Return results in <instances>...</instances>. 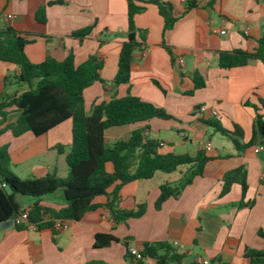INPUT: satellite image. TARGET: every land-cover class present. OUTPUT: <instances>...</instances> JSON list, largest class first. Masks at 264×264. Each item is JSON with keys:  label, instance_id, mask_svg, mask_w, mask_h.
I'll list each match as a JSON object with an SVG mask.
<instances>
[{"label": "crops", "instance_id": "obj_1", "mask_svg": "<svg viewBox=\"0 0 264 264\" xmlns=\"http://www.w3.org/2000/svg\"><path fill=\"white\" fill-rule=\"evenodd\" d=\"M160 1L170 3L176 22L164 31V18L153 3L136 14V26L144 30L146 43L134 52L130 81L116 85L119 53L127 36V0H0V15L13 14L0 28L11 26L29 39L25 53L32 62L40 63L47 57L64 60L70 53L76 64L90 55L102 62V80L84 90L87 113L94 105L131 93L173 116L148 122L147 134L166 142L163 152L195 155L210 143L207 153L217 156L178 198L170 197L159 209L155 204L160 186L178 181L187 172V165L125 184L119 207L135 209L145 204L141 217L116 222L107 207L108 196L102 195L95 198L98 208L80 220L67 221L61 230H38L35 226L17 230L15 225L0 236V264H133L127 255L129 249L141 251L146 242H167L183 255L180 262L169 264H189L198 257L221 259L214 264H247V248L264 250V238L258 235L264 230V149L256 142L240 152L232 140L204 122L218 120L229 131L238 125L243 132L242 144L252 138L256 114L246 102L260 105L258 98L264 99V63L252 59L246 65L226 69L219 65V54L256 48L264 32V0ZM43 8L42 21L38 12ZM85 28L91 29L85 37L73 36L74 31ZM222 29L227 33L222 34ZM178 57L184 60L180 67ZM19 70L15 64L0 60V93L17 88L15 84L6 87L5 78ZM195 74L202 78L203 87L195 88ZM202 106L206 109L201 110ZM260 112L264 116V111ZM16 116L12 112L6 123ZM136 126L109 128L106 140L113 144L126 139ZM71 139V119L40 136L31 132L14 136L9 130L0 133V145H8L14 173L21 178L49 173L67 177L66 153ZM58 146L64 147L63 153ZM239 167L245 170V193L235 182L222 195L224 175ZM25 197L16 196L22 211L36 201ZM40 202L57 209L66 204L61 189ZM98 233L112 234L118 241L96 247ZM143 261L158 264L149 257Z\"/></svg>", "mask_w": 264, "mask_h": 264}, {"label": "trees", "instance_id": "obj_2", "mask_svg": "<svg viewBox=\"0 0 264 264\" xmlns=\"http://www.w3.org/2000/svg\"><path fill=\"white\" fill-rule=\"evenodd\" d=\"M128 28L126 40L123 42L118 61V70L114 78L116 85L130 81L134 52L145 45L146 36L143 29L136 26L135 16L146 8V4H156L164 18V31L173 27L177 17L173 14L170 3L160 0H127ZM44 8L38 12L40 20ZM90 28L74 31L73 36L83 38ZM29 39L11 26L0 28V60L13 63L19 67V73L5 78L6 87L17 85L14 91L4 90L0 93V127L6 123L8 116L16 112L14 121L0 128V133L9 130L14 136L31 132L40 136L66 120H72V139L66 153L69 175L62 178L56 173L43 177L21 178L12 170V161L7 144L0 145V222L19 218L27 213V221L17 223V230H24L33 225L38 230L52 229L55 231V220L62 224L69 220H80L84 215L100 206L95 198L108 196L107 207L116 222H126L129 218L141 217L146 211L145 204L135 209L119 207L121 188L130 182L149 179L157 171L172 173L182 165H187V172L176 182H166L160 186V194L156 200V208L170 197L178 198L184 188L196 176L204 173L206 164L217 156L209 155L204 147H200L195 155L188 153L163 152V140L149 136L148 122L154 118L172 119L164 108L142 100L139 96L128 93L125 96H114L108 102L94 105L91 113L85 107L84 90L101 79L102 62L95 55L76 64L73 53L64 60L47 57L40 63L32 62L25 53ZM257 59L264 63V32L258 45L252 51H222L219 54V65L230 69L246 65L250 60ZM195 88L204 86L202 78L195 74ZM24 90H19L21 87ZM258 104L246 102L255 110L253 135L249 142L240 143L242 129L235 125L234 131L224 128L218 120L204 122L215 128L223 136L235 144L238 151H244L256 142L264 146V99L259 97ZM143 124V125H139ZM137 125L128 138L110 144L105 132L112 127ZM63 146L58 151L64 152ZM111 167V168H109ZM222 195L230 191L235 182L247 189L245 170L239 167L228 171L223 178ZM113 190L109 192V188ZM62 190L66 204L61 208H53L41 204L42 197ZM17 195L32 196L36 201L22 211L16 200ZM258 235L264 238V230ZM118 239L112 234L98 233L95 236L96 247H107ZM128 245V242L125 243ZM142 259H136L127 253L133 264H144V258H153L158 264L180 262L183 255L178 254L167 242L144 243L141 250ZM247 264H264V250L247 248L245 251ZM222 262L220 258L210 264ZM23 264V263H20ZM189 264H199L195 261ZM235 264V263H224Z\"/></svg>", "mask_w": 264, "mask_h": 264}, {"label": "built area", "instance_id": "obj_3", "mask_svg": "<svg viewBox=\"0 0 264 264\" xmlns=\"http://www.w3.org/2000/svg\"><path fill=\"white\" fill-rule=\"evenodd\" d=\"M182 1H185V2H189L191 0H182ZM13 18V14H10V13H7V14H2L0 15V23H6V22H9L11 19ZM222 34H226L227 33V30L226 29H222L220 31ZM184 63V60L182 57H178L176 59V64L178 67L182 66ZM206 108L204 106L201 107V110H205ZM205 149L207 150H210L211 149V144L210 143H206L205 146H204ZM259 149L260 150H263L264 149V146L263 145H260L259 146ZM17 223L20 222V221H24L26 222L27 221V213H23L19 218L16 219ZM67 225V222L63 223L61 222V220H55L54 222V227L56 230H61L63 229L64 227H66ZM33 226V225H31ZM129 252L136 258V259H142L143 256L141 254V251L136 248V247H131L129 249ZM196 263H199V264H210V261L208 259H203V258H200L198 257L196 260H195Z\"/></svg>", "mask_w": 264, "mask_h": 264}, {"label": "water", "instance_id": "obj_4", "mask_svg": "<svg viewBox=\"0 0 264 264\" xmlns=\"http://www.w3.org/2000/svg\"><path fill=\"white\" fill-rule=\"evenodd\" d=\"M17 225L15 218H10L0 222V236H2L8 229Z\"/></svg>", "mask_w": 264, "mask_h": 264}, {"label": "rangeland", "instance_id": "obj_5", "mask_svg": "<svg viewBox=\"0 0 264 264\" xmlns=\"http://www.w3.org/2000/svg\"><path fill=\"white\" fill-rule=\"evenodd\" d=\"M26 87L24 86V87H21L19 90H24ZM222 138H225V137H222ZM213 139V143H214V145L218 148V140L216 139V138H212ZM190 145V144H189ZM191 152L193 153V151L191 150ZM12 170L14 171V167H12ZM66 178V177H65ZM26 199H32V198H34V197H32V196H27V197H25Z\"/></svg>", "mask_w": 264, "mask_h": 264}]
</instances>
